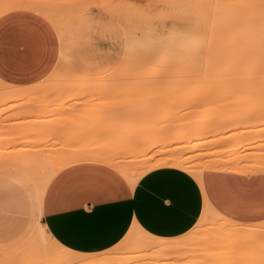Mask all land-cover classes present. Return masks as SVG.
Segmentation results:
<instances>
[{
	"label": "rangeland",
	"instance_id": "rangeland-1",
	"mask_svg": "<svg viewBox=\"0 0 264 264\" xmlns=\"http://www.w3.org/2000/svg\"><path fill=\"white\" fill-rule=\"evenodd\" d=\"M226 1L0 0V17L15 11L30 12L38 27L10 31L13 34V39L9 41L12 46L28 40L30 35L38 34L40 53L37 56L40 61H0V69L21 67L25 70H49L42 79L23 86L12 85L0 79V138L15 139L16 136L28 133V127L22 121H8L11 117L25 119L28 116L45 119L46 122L53 121L54 125L48 129L56 135L134 133L142 137L145 128H150L146 121L151 116L154 104H177L175 109H165L156 114L153 130H164L172 122L170 118H173L178 122L173 128V137L179 142L172 137L166 145V141L157 143L150 152L156 150L155 156H158L179 143L173 148L174 152H178L170 153L141 169L147 165L144 158L150 154V149L145 148L141 141L138 142L139 146L129 155L135 159L136 169H141L136 173L135 179L148 168L165 163L194 171L199 176V172L194 169L196 162L192 161L193 156L189 154L191 146L180 148L183 140L193 138L191 136L194 134L190 133L200 134L206 131L189 122L190 104L245 102L247 106L242 111L253 118L250 117L246 123H239L237 120V123L234 121L228 126L216 125L217 131L210 133L217 136L220 133L230 134V141L225 149L230 157L252 156L264 160V82H261L264 73L260 72L261 76L254 72L253 77L252 73L247 75L240 72V75L235 71L230 75V72L215 71L213 67L214 62L222 64V59L228 53L231 56L236 52L241 41L246 44L253 39L251 42L254 43L258 38L257 22L264 24V17L256 13L258 10L254 12L248 9L254 3L251 0H248V4L252 2L248 7L245 6L246 0H240L246 3L244 5L235 0L237 4L241 3H234L236 6L233 5V0H230L232 4L229 0L228 3ZM253 7L254 5L252 9H257L258 4ZM248 10L254 12L253 16L252 13L245 12ZM220 11L225 14L220 15ZM250 16L256 18L252 20ZM235 26L238 30H235ZM220 28H223L222 31ZM248 28L255 37L249 34ZM246 35H250V39ZM227 47L232 51L236 50L231 51V54ZM242 48L240 46L239 50ZM240 51L234 55H239ZM116 60L119 61L115 63ZM70 63L74 65L70 66ZM4 89L7 91L2 92ZM202 116L207 117V114L202 113L198 118ZM66 120H71L72 124L65 125ZM36 121L30 122L35 126L32 134L38 133ZM64 126L67 128L65 131ZM23 139L26 138H20ZM9 143H0V151L8 149ZM62 144L58 143L60 146ZM122 144L119 143L116 152L122 150ZM210 150L215 152L212 148ZM1 160L5 161L0 158ZM208 212L211 213L206 206L201 220L206 218ZM131 228L136 233H126L118 243L96 253H79L60 247L45 236L40 238L42 245L44 244L42 248L38 238L31 235L24 243L20 264H48V261L50 264H191L192 261L197 264H214L238 259L237 254L244 244L250 245L256 239L255 233L240 238L234 233H186L179 240L155 238L148 233H141L137 225H132ZM39 231L40 225L31 233ZM195 238L198 248L191 252ZM231 239L235 241L233 253ZM262 240L264 233H258V241ZM47 248L51 252L44 253ZM58 251L62 253L58 254ZM257 251L255 248L245 250L241 258H252L251 264H257L258 258V264H261L264 262V254H258ZM52 255L61 258L57 259Z\"/></svg>",
	"mask_w": 264,
	"mask_h": 264
},
{
	"label": "crops",
	"instance_id": "crops-1",
	"mask_svg": "<svg viewBox=\"0 0 264 264\" xmlns=\"http://www.w3.org/2000/svg\"><path fill=\"white\" fill-rule=\"evenodd\" d=\"M35 25L30 12L15 11L0 17V61H40L38 34L13 46L9 42L13 39L10 31L38 28ZM48 73L49 70L21 67L0 69V79L23 86ZM177 106L154 104L146 121L150 128H145L142 137L134 133L56 135L48 129L54 125L53 121L11 117L9 122L22 121L28 133L15 139L0 138V143L10 142L8 149L0 151V158L5 160L0 161V264H20L24 243L38 225L45 228V237L55 244L79 253H96L112 247L126 233H136L132 225L155 238L178 240L186 233H234L237 238L255 233L256 239L250 245L244 244L236 262H228L251 264L252 258L241 256L245 250H258V233H264V160L252 156L230 157L225 153L230 134L218 131L221 135L217 133V137L210 133L217 131L216 125L250 120L251 115L242 111L247 106L245 102L190 104L189 122L206 129L200 134L190 133L194 134L191 137L198 136L205 141L214 138L212 143L206 141L189 148L199 176L194 171L165 163L148 168L135 179L139 170L178 152L173 148L179 143L158 156H155L156 150L150 152L157 143L166 141V145L178 125L177 120L170 118L172 122L157 132L153 130L156 114ZM202 113L207 117L199 119ZM34 120L38 126L36 134L31 133L35 126L30 122ZM65 122V125L72 124L71 120ZM66 129L64 126L63 130ZM140 141L150 149V154L144 158L147 165L136 169L135 159L129 155ZM175 141L179 142L176 138ZM120 142L122 150L116 152ZM206 206L211 213L201 220ZM197 248L195 238L191 252ZM256 261L258 264V258Z\"/></svg>",
	"mask_w": 264,
	"mask_h": 264
},
{
	"label": "bare ground",
	"instance_id": "bare-ground-1",
	"mask_svg": "<svg viewBox=\"0 0 264 264\" xmlns=\"http://www.w3.org/2000/svg\"><path fill=\"white\" fill-rule=\"evenodd\" d=\"M20 1V0H19ZM23 1H25V0H23ZM34 1V0H33ZM230 1V0H229ZM234 2H232L233 3V5H235L234 3H236V1L235 0H233ZM239 2H241L240 0H238ZM237 1V2H238ZM242 1H245V0H242ZM252 2H254V3H252V2H250L249 4H248V0H246V2H247V4L245 3V2H241L242 3V5H244V4H246L245 6H247L248 7V5H250L251 3H252V5H254V7H256L257 6V4H258V7H256L257 9H255L254 7V9H252V5H250L249 7H251V8H248V9H250V10H253L254 12H256L257 10V12L256 13H258V15H260V17L261 16H263L264 17V0H251ZM32 2V1H31ZM48 2V1H47ZM227 3H228V0L226 1ZM225 2V3H226ZM22 3V2H21ZM229 3H231V1L229 2ZM231 3V4H232ZM241 3H239V4H241ZM256 3V4H255ZM23 4V3H22ZM33 4V3H32ZM39 4V3H38ZM239 4H237L236 3V5H239ZM223 5V4H222ZM235 5V6H236ZM33 6V5H32ZM235 6H233V7H235ZM241 6V5H240ZM14 7V6H13ZM217 7H219V6H217ZM229 7H232V6H229ZM244 7V6H243ZM4 8H6V7H4ZM49 8V7H48ZM228 8V7H227ZM237 8V7H236ZM245 8V7H244ZM225 9V8H224ZM231 9V8H230ZM230 9H225V10H230ZM234 9V8H233ZM238 9V8H237ZM220 9H218V11H219ZM232 10V9H231ZM241 10H244V9H241ZM256 10V11H255ZM222 11V10H221ZM219 12V14L221 13V14H225L224 12ZM238 11V10H237ZM244 12V11H243ZM245 12H249V10L248 11H245ZM254 12H249V13H252V16H253V14H254ZM228 12H226V14H227ZM229 13H231L232 14V11H230ZM248 13V14H249ZM220 14V15H221ZM230 14V15H231ZM223 15H222V18H225V17H223ZM227 15H229V14H227ZM227 15H225V16H227ZM257 15V14H256ZM256 15H254V16H256ZM257 15V16H258ZM239 16V15H238ZM252 16H250V17H252ZM228 19H229V17H227ZM238 18V17H237ZM254 18H256V17H252V20L254 19ZM250 19V18H249ZM248 19V20H249ZM258 20H260L259 18H257ZM219 20V19H218ZM225 20H226V18H225ZM231 20V19H230ZM244 20V19H243ZM227 21V20H226ZM225 21V22H226ZM240 21V20H239ZM255 21V20H254ZM218 22H220V21H218ZM218 22H217V25H218ZM221 22L223 23V20H221ZM220 22V23H221ZM228 22H231V21H228ZM234 22V21H233ZM246 22H247V20H246ZM259 22V21H258ZM257 22V24H258V26H256V28H258V38H257V40L256 41H254V43H252L251 42V40H253V39H250V37H248V36H250L251 35V30L249 29V31L248 32H250L249 34L250 35H246L249 39H250V43H252V44H250L249 42L248 43H246V44H244V42H242L241 40H245V39H240V41L242 42H240V46H241V48L243 47V44L245 45L243 48H242V50L240 51L239 50V48H240V46H239V48L238 47H236L237 48V51L236 52H238V51H240L241 53H239V55H238V53H237V55H234V53H236V52H234L233 54L231 53V51L232 50H230L228 47V49H229V51H230V53L232 54L231 56H230V54L228 53V55H227V57L226 58H224V59H222V64H220V63H216V62H214L213 63V67H214V69H215V71H219V72H230V75H231V72H239V74H240V72H244V73H247V75H249L248 73H254V72H257V73H264V30H263V27H264V24H262V22H260V23H258ZM235 23V22H234ZM233 23V24H234ZM245 23V22H244ZM248 23V22H247ZM261 24V25H260ZM216 25V26H217ZM229 25V24H228ZM256 25V24H255ZM219 26V25H218ZM221 26H223V25H221ZM224 26H227V25H224ZM231 26V25H230ZM244 26V25H243ZM249 26V25H248ZM229 27V26H228ZM241 27V26H240ZM235 28H236V26H235ZM221 29V31H222V29L223 28H220ZM234 29V28H233ZM241 29V28H240ZM245 29H247V28H245ZM251 29H253V26H251ZM235 30H238L237 28L235 29ZM235 30H233V31H235ZM242 30V29H241ZM240 30V31H241ZM256 31V32H257ZM245 32H247V30H245ZM248 32L246 33V34H248ZM241 33H242V31H241ZM232 34V33H231ZM236 34V33H235ZM252 35H253V33H252ZM251 35V36H252ZM255 35H256V33H255ZM235 36V35H234ZM236 36H238V35H236ZM245 37V36H244ZM252 37H255L254 35L252 36ZM232 40V39H231ZM246 41H248L247 39H246ZM229 43V41L227 42V44ZM231 43V42H230ZM238 43L239 42H237L236 43V45H238ZM235 45V46H236ZM230 46H232V43H231V45ZM234 46V47H235ZM232 48V47H231ZM233 49H235V48H233ZM236 50V49H235ZM235 50H233V51H235ZM232 51V52H233ZM241 54V55H240ZM234 55V56H233ZM236 56V57H235ZM215 59V58H214ZM214 59H213V61H214ZM218 72V73H219ZM217 73V74H218ZM260 73V75L261 76H263L262 74ZM63 74V73H62ZM234 74V73H233ZM242 74V73H241ZM240 74V75H241ZM251 74V75H252ZM255 74V73H254ZM252 75L253 77L255 76V75ZM226 75V74H225ZM246 75V76H247ZM236 77V76H235ZM257 77V76H256ZM259 77V76H258ZM237 78V77H236ZM259 78H261V77H259ZM263 78V77H262ZM78 79H79V77H78ZM234 79V78H233ZM251 79V78H250ZM256 79V78H255ZM76 80V79H75ZM229 80V79H228ZM264 79H262L261 80V82L263 83L264 81H263ZM227 81V80H226ZM241 81V80H240ZM259 81H260V79H259ZM73 82V81H72ZM235 82V81H234ZM238 82V81H237ZM255 82V81H254ZM227 83V82H226ZM242 83V82H241ZM252 83V82H251ZM258 83V82H257ZM262 83H260V85L262 84ZM229 84H231V82L229 81ZM239 84V83H238ZM245 84V83H244ZM250 84V83H249ZM232 85V84H231ZM230 85V86H231ZM236 85V84H235ZM246 85V84H245ZM256 85V84H255ZM227 86V85H226ZM239 87H240V85H239ZM251 87V86H250ZM262 87V86H261ZM244 88V87H243ZM237 89V88H236ZM244 91H245V89H243ZM242 90V91H243ZM249 90V89H248ZM251 90V89H250ZM256 90V89H255ZM264 90V89H263ZM5 91H7L6 89H4L2 92H5ZM9 92V91H8ZM259 93V92H258ZM264 93V92H263ZM7 94V93H6ZM259 96V95H258ZM259 97H261V96H259ZM261 99H263V98H261ZM260 107V106H259ZM258 108V107H257ZM236 114V113H235ZM254 114H256L257 115V113H254ZM263 114V113H262ZM241 115V114H240ZM261 116V115H260ZM263 116H264V114H263ZM251 118H253V117H251ZM260 119H262V118H260ZM256 120V119H255ZM233 121V120H232ZM239 121V120H238ZM236 122V121H235ZM234 122V123H235ZM257 122V121H256ZM233 123V122H232ZM237 123V122H236ZM246 123V122H245ZM230 124V123H229ZM228 124V125H229ZM227 125V126H228ZM247 125V124H246ZM232 126V125H231ZM238 127V126H237ZM225 128V127H224ZM239 128V127H238ZM224 130V129H223ZM225 130H226V128H225ZM264 132V131H263ZM260 134V133H259ZM262 134V133H261ZM215 135V134H214ZM213 135V136H214ZM221 135V134H220ZM216 136V135H215ZM217 137H219V135L217 136ZM214 140V138H210V139H208V140H206V141H209V142H211V141H213ZM215 140H217V138L215 139ZM234 140V139H233ZM206 141L204 140V139H200L199 137H193V138H191L189 141L188 140H183L182 141V143L180 144V148L181 147H186L187 145L188 146H191V147H196V146H199V145H202V144H204V143H206ZM217 141H220V139L219 140H217ZM222 141H223V138H222ZM236 142V141H235ZM235 142H234V144H235ZM212 143V142H211ZM210 143V144H211ZM215 143V142H214ZM255 143V142H254ZM207 144H209V143H207ZM249 145V144H248ZM246 148H247V146H245ZM251 147V146H250ZM112 157H110V161H112V162H114L113 160L114 159H111ZM102 161V160H101ZM105 161V160H104ZM103 161V162H104ZM70 162H71V160H70ZM105 163H106V161H105ZM109 164V163H108ZM62 165V164H61ZM58 167V166H57ZM56 167V168H57ZM117 167H121L120 165L119 166H117ZM59 169V168H58ZM127 169V168H126ZM126 171V170H125ZM127 171H128V169H127ZM127 174H130V173H128V172H126ZM26 176V178H28V175H24V177ZM29 180V179H28ZM43 187V186H42ZM35 188V187H34ZM39 190V189H38ZM37 190V191H38ZM38 193V192H37ZM36 193V194H37ZM38 195H39V193H38ZM39 201V200H38ZM39 203V202H38ZM46 235V230H45V228L43 227V226H41L40 225V231H39V233L37 232V233H32V237H35V238H38V242L40 241V238H43L44 236ZM250 240H251V238H250ZM234 239H231V241H230V243H231V252L233 253L234 252V250H235V244H234ZM40 244H41V246L40 247H44V244L42 245V243L43 242H39ZM48 247V246H47ZM46 248V247H45ZM44 248V249H45ZM50 248V247H49ZM39 250V249H38ZM48 252H51L48 248H47V250L46 251H44V253H48ZM258 254H264V240H262L261 242L260 241H258ZM58 254L59 253H62V251H58L57 252ZM52 257H54V258H57V259H60L61 257L60 256H53L52 255ZM233 258V257H232ZM62 260V259H61ZM60 260V261H61ZM236 258L234 259H232V260H230V261H232V262H236ZM228 262L229 261H220V262H216V263H214V264H228ZM48 264H50V262L48 261L47 262ZM239 263V262H238ZM234 264V263H233ZM261 264H264V262L263 263H261Z\"/></svg>",
	"mask_w": 264,
	"mask_h": 264
}]
</instances>
